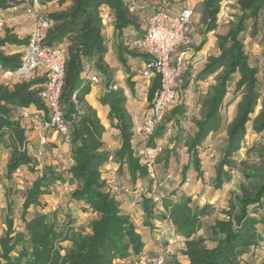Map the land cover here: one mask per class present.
Instances as JSON below:
<instances>
[{"label":"trees","instance_id":"obj_1","mask_svg":"<svg viewBox=\"0 0 264 264\" xmlns=\"http://www.w3.org/2000/svg\"><path fill=\"white\" fill-rule=\"evenodd\" d=\"M69 1V6L63 10H55L47 14L48 27L44 31L42 43L45 45H59L66 56L65 74L60 95L62 117L69 122L67 130L69 139L54 128H43L42 124L49 118V110L41 100L40 93L46 80L45 73L36 69L27 77L14 76L10 80L14 83L9 87L0 83V146L5 138L11 140L13 153L6 166L7 177L11 176L21 166L31 170L37 166L35 158L29 154V140L19 120L14 114L28 111L44 131L56 133L70 144V163L66 170L58 172L52 164H43L36 172L31 185L24 194L21 203V230L13 227V212L11 202L5 218L6 228L0 236V264H120L132 252L135 256L144 251V242L136 231L129 215L121 212L115 195L111 193L101 175V167L108 161V154L102 149L105 126L96 115V111L86 102L85 96L90 91L91 84L83 80V75L98 70L106 78V84L112 83V74L108 71L103 60L107 52V39L104 34V24L101 18V7L109 9L112 25L119 38L123 31L136 29L140 35L130 43L132 48L118 42V60L127 68L126 83L133 92L134 82L126 65V56L147 61L148 56L134 46V41L144 35L146 21L154 10L159 7L172 9H189L191 19L194 13L186 6H174L171 0H57L58 5ZM199 13L202 28L201 40L195 47L199 51L205 43V36L217 27L218 14L223 0H199ZM22 0H0V9L14 7ZM155 3V4H153ZM152 11L142 14L150 8ZM239 11L235 22L226 33L217 34L216 46L218 52L208 55L203 66L194 75V80H204L216 74L215 83L211 85L201 106V115L194 120V132L185 141L195 169L199 175L198 147L213 130L218 111L227 90L228 83L237 75L235 90L242 91V97L237 105L236 114L226 129V140L222 150V158L215 169L213 179L214 188H219L229 179L224 167L231 168L232 157L240 148V142L246 133V124L250 120L259 99L261 109L252 122L255 132L264 131V97L259 90V69L249 63L244 51L241 33L247 28L249 21L255 31V25L264 12V0H236ZM132 8V9H131ZM40 17V16H39ZM144 25V26H143ZM29 35L19 37L11 28H5L0 35V73L14 71L20 65L24 55ZM129 40H127L128 42ZM66 42V44H65ZM189 60L184 61L182 88L188 85L190 69ZM181 76V77H182ZM264 84V67L261 73ZM158 77L151 79L146 88V100L150 105L154 93L158 89ZM102 105L109 106L108 115L116 120L120 146L116 151V159L124 160L129 168L132 182L137 179L148 178V185L144 192L140 206L148 220L152 219V207L160 199L161 194L155 190L151 194L149 173L154 165L162 161L168 163V156L162 160H154L152 164L145 162L135 154L138 141L134 139L132 119L125 108L126 97L122 90L104 92L99 98ZM33 108L34 111H29ZM185 113L184 102L176 104L170 115L162 120L150 139V144L156 143V138L168 128L167 122ZM51 133V134H52ZM46 137V136H45ZM163 152V150H162ZM161 152V153H162ZM264 175V162H263ZM70 174L71 182L75 184L70 192L71 199L84 203L93 213L90 223V233L68 235V229L60 227L56 222L48 219L45 213H38L27 217L30 206L41 205V196L49 193V186L55 181H64L62 173ZM264 198V179L257 185L251 195H245L237 200L238 212L227 220H216L211 225V232L218 236V244L214 248L197 247L189 243L184 251L188 264H242L241 257L258 245L263 238L257 231V218L250 213L261 208ZM166 214L164 218L174 227L175 232L184 238H189L201 226L202 210L192 211L188 205V198L172 196L164 201ZM264 230V219H261ZM174 233V234H177ZM70 241V249L60 254V243ZM169 264H181L173 261Z\"/></svg>","mask_w":264,"mask_h":264},{"label":"rangeland","instance_id":"obj_2","mask_svg":"<svg viewBox=\"0 0 264 264\" xmlns=\"http://www.w3.org/2000/svg\"><path fill=\"white\" fill-rule=\"evenodd\" d=\"M150 1L155 2V0ZM171 2L174 6H186L193 10V43L189 45V52L192 53V56L188 59V68L190 69L188 85L185 89L182 88L181 84L184 80L182 76L177 84V97L163 120L180 102H184L185 113L177 123L176 117L171 118L167 122L168 128L155 140L163 148V152L157 160L168 156V163L165 165L160 161L154 165V175L160 182L157 191L162 197L152 207V219L148 220L140 206L141 198L148 185V178L131 181L127 163L124 160L116 159V151L120 146L118 133L114 126L116 120L108 115L109 110L107 112L106 109L103 113L100 109L96 115L106 128V133L102 136L104 144L102 149L108 154V161L101 167L102 178L107 186L114 183L122 186L121 191L115 194V199L121 205L123 212L131 214L129 217L144 242L143 250L152 253L165 250L167 256L165 264L173 261L188 264V258L184 251L189 247V243L197 247L214 248L218 244V236L211 232L210 226L216 220H227L237 213V200L245 195H251L257 185L263 181L264 131L258 133L252 128V122L261 109V99H259L246 124V133L240 142V148L232 157L231 168L224 167V170H227L229 174V179L224 181L219 188H214L215 169L223 155L226 129L236 114L237 105L243 94L241 90H235L237 75H234L227 85L214 128L198 147L199 167L202 173L201 175L197 173L194 161L185 146V141L195 130L194 120L201 115L203 100L210 91L211 85L215 83L216 74L204 80H194V75L208 55L218 52L215 36L227 32L235 22L239 11L236 7V0L221 2L217 27L205 36V43L199 50L204 51V57L199 58L195 47L202 38L200 33L202 23L199 16L200 1L171 0ZM68 6L69 1L59 6L57 0H22V3L14 7L0 9V35L3 34L5 28H11L19 37L27 36L38 26L36 17L47 19L46 16L49 12L63 10ZM101 18L104 24V33H106L110 29L111 22L106 21L103 13H101ZM240 36L249 63L257 66L260 71L258 87L262 98L264 97V84L261 82V73L264 67V12L255 25V31L252 21H249L246 30ZM127 66L129 72L133 74V92L130 91L126 83V74L123 76L124 81L120 86H117V89L122 90L126 97L125 108L132 119L133 130H135L137 112L145 114L148 109L147 101L143 105V99L146 97L145 81L147 77L143 74L142 63ZM0 83L11 87L14 81L6 80L0 73ZM31 116L28 111H25V114H14V118L19 120L29 140V154L35 158L37 163L33 170L27 166H21L7 177L6 166L13 153V146L8 137L0 146V236L6 228L5 218L9 202H11L13 212V227L15 230L22 229L21 203L25 191L42 165L52 164L58 172H61L65 171L70 163V144L63 141L60 135L44 131ZM62 166L65 168L63 169ZM62 177L64 181L53 182L49 186V193L41 196L42 204L30 206L26 216L29 218L38 213H45L48 219L56 222L58 226L67 228L68 235L88 234L90 233L89 223L96 215L84 203L71 199V188L75 184L71 182L68 172L62 173ZM186 179H189L188 184H186ZM129 196H132L131 200L124 205L125 198ZM168 196H172L173 200L181 196L186 197L192 211H203L200 217L201 226L189 238H184L175 232V227L164 218L166 214L164 201ZM129 205L130 207H128ZM250 215L257 218L256 228L263 238L257 246L252 247L248 253L241 257V262L242 264H264V230L261 221L264 219V198L261 208L251 212ZM160 230L164 231L163 235H160ZM174 233H177L178 240H173ZM59 246L60 254L63 255L70 249V241H62ZM135 259L136 256L130 252L126 258L116 262L134 264Z\"/></svg>","mask_w":264,"mask_h":264},{"label":"built area","instance_id":"obj_3","mask_svg":"<svg viewBox=\"0 0 264 264\" xmlns=\"http://www.w3.org/2000/svg\"><path fill=\"white\" fill-rule=\"evenodd\" d=\"M28 11L31 10L28 9ZM36 20L38 26L29 34L20 65L14 71H5L3 77L6 80H10L14 76L27 77L36 69L42 70L46 80L40 97L49 110V118L43 122L42 127H52L64 134L65 139L68 140L69 122L62 117L60 107V95L65 74V52L59 45L42 43L48 21L38 17ZM192 29L193 22L189 9L159 7L147 19L143 37L134 41V46L148 56V60L143 64L144 76L147 79L158 77L159 81L150 111L142 120L135 138L138 141L135 146V154L150 164L163 150L160 144L151 145L150 139L177 97V84L183 74L187 47L193 43ZM83 80L90 84L106 82V78L101 72L84 74ZM116 89L117 85L110 83L105 85L104 92ZM62 168L64 169L65 166ZM149 179L151 194L155 196V190L160 182L153 170L149 173ZM188 183L189 179H186V184ZM108 187L114 195L122 189L118 183L110 184ZM154 199L157 197L155 196ZM159 233L163 235L164 231L160 230ZM172 237L173 240L179 239L177 234ZM166 257L165 250L152 254L142 251L136 255L134 264H165Z\"/></svg>","mask_w":264,"mask_h":264},{"label":"crops","instance_id":"obj_4","mask_svg":"<svg viewBox=\"0 0 264 264\" xmlns=\"http://www.w3.org/2000/svg\"><path fill=\"white\" fill-rule=\"evenodd\" d=\"M153 7H154V5L152 7H150V8H147V9L143 10L142 14H144V15L147 14L148 15L152 11ZM101 13L105 14L107 22H111L110 29L107 30L106 33H104L105 37L107 39V52L105 53L103 60H104V62L106 64V66H107L108 71H110L111 74H112V83H115L117 86H120L121 83L124 81L123 76H124V74H126L127 68H125L118 60V53H119V48L117 47L118 42L120 40H123L124 41L123 42L124 45H127L128 48H132L130 40L138 37L140 35V31L136 30V29H133V28L132 29L130 28V29L124 30L123 31V35L118 38L116 36V31H115V29L113 28V25H112V18H111L110 14H109V9L107 7H105V6H103V7H101ZM103 21H105V20H103ZM127 40H129V41L127 42ZM187 51L188 52H187V54L185 56V62L190 58V56H192V53L189 52V46L187 47ZM200 52L202 53L201 54L202 56L199 54ZM203 53H204V51H199V52L197 51L196 52V54L199 55L198 56L199 58L200 57H204ZM205 61H206V59H204V61H202L201 67L203 66ZM138 63L144 64V61L139 60L137 58H132V57L126 56V65H130V64L136 65ZM98 72H99L98 70L91 71V73H98ZM132 81L134 82V80H132ZM150 81H151V79H146V81H145V92H146V88L150 84ZM105 85H106V82H104V81H101L98 84H91L90 91L85 96L86 102L96 111V113L99 112L100 109H101L102 113H103L104 109H106L107 112L109 110V106L108 105H106V107H105V105H102L99 102V98L104 93ZM146 101H147L146 97H144L143 105L146 103ZM147 105H148L147 106L148 109L145 112V114H144V112H141V113L137 112V114H136L135 120L137 121L136 122L137 125L135 126V130H133L135 134L138 131L142 120L144 119V117L150 111L151 104L150 105L147 104ZM28 110L31 111V112L34 111L33 108H29ZM133 126H134V124H133ZM135 138H136V135H135L134 139ZM131 198H132V196L126 197L125 201H124V205H126L128 203V201L131 200ZM122 202H123V200H122ZM119 206L121 208L120 204H119ZM128 207H130V205ZM121 212L131 216V214H129L128 212H123L122 208H121ZM145 252H147V251H145ZM148 253L152 254V252H148Z\"/></svg>","mask_w":264,"mask_h":264}]
</instances>
